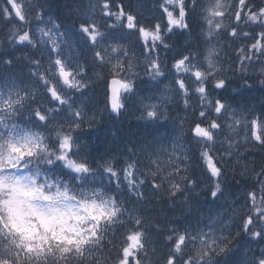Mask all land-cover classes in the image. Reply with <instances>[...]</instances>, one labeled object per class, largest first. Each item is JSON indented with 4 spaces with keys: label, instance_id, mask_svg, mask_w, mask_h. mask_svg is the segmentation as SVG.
Instances as JSON below:
<instances>
[{
    "label": "snow or ice",
    "instance_id": "snow-or-ice-1",
    "mask_svg": "<svg viewBox=\"0 0 264 264\" xmlns=\"http://www.w3.org/2000/svg\"><path fill=\"white\" fill-rule=\"evenodd\" d=\"M27 2L7 0L4 20L15 19L17 23L7 28L5 38L13 47L47 49V67L41 70L44 58L33 57L29 60V74L43 88L52 107L37 103L33 88L0 85V264H109L108 258L101 260L97 253L102 255L109 234L115 237L118 233V245L107 239L115 253L111 264H151L146 259L151 233L163 234L164 239L165 251L156 264H229L228 258L237 249L241 233L253 241L264 240V163L258 166L259 170L255 164H245L239 173L248 186L235 232L231 217L221 223L222 213L208 217L203 226L183 230L171 221L162 226L155 217L150 221L144 215V205L152 203L144 191L145 185L157 200L163 193L164 200L173 207L181 197L187 202L184 194L198 186V181L188 175L194 153L197 166L202 167L211 182L213 200L228 202L232 196V203L237 202L226 183L227 160H239L240 147L264 150V114L252 115L247 108L243 109L247 114H242L219 95L231 78L221 75V69L212 59L213 53L218 59L221 51L213 40L228 28L231 30L227 35L233 40H249V44L233 49L239 62L238 71L243 73L242 86L250 89L258 84L264 88V6L253 4L252 0H235L227 7L219 2L212 5L210 0H157L155 7L160 16L145 24L136 12L126 9L123 0H96L90 4L99 10V16L93 12L82 18L78 32L87 41L92 64L110 66L108 77L103 78L107 110L118 116L125 108L126 94H131L134 88V81L127 78L132 64L128 59L130 48L121 42L122 31L135 35L148 77L156 80L171 72L184 108L189 107L193 94L202 103L187 132L184 122H178L177 136L186 137L187 150L177 154L174 140L166 169L160 166L161 149L139 151L156 168L145 174L132 159L137 152L131 148L132 157L119 169L108 160L98 168L93 167L81 156L76 134L85 124L91 128L97 116L86 115L83 106L71 102L69 93H82L92 81L84 63L65 55L68 41L61 26L51 18L45 21L43 8L29 14L25 8ZM66 7L83 16L80 4ZM197 8L202 14L203 62L197 48L169 65L161 57L171 47L166 38L177 32L189 33V12ZM226 14L232 18L228 25L224 23ZM252 26H257L259 31ZM245 27L249 30L245 31ZM257 62L261 67L257 79L250 83L245 77L248 68ZM4 63L11 65L13 61L5 59ZM33 104L31 119H22L26 106ZM157 107L156 103H144V118L167 119ZM54 113L62 119L57 121ZM238 126L243 127V141L229 140L228 148L217 156L220 150L216 144L225 127L236 132ZM162 150L167 152L166 148ZM57 171L59 175L54 174ZM98 172L106 177V183L101 186H96ZM177 176L180 182L175 181ZM232 179L236 184L241 183L236 175ZM122 185L127 186L135 199L131 207L118 198L117 192L105 190L106 186L119 190ZM251 264H264V250Z\"/></svg>",
    "mask_w": 264,
    "mask_h": 264
},
{
    "label": "trees",
    "instance_id": "trees-1",
    "mask_svg": "<svg viewBox=\"0 0 264 264\" xmlns=\"http://www.w3.org/2000/svg\"><path fill=\"white\" fill-rule=\"evenodd\" d=\"M94 1L95 0H86L85 3L91 4ZM35 2L47 4L49 6V10L53 11L55 14L54 19L60 24V26H69L72 28L70 33H66L65 35L68 41V46L65 47V55L70 57L72 56L78 62L84 63L88 73V78L92 81L82 93H72L76 98L80 99L81 106H83L86 110V115L91 116L95 113L97 116V121L91 128L85 124L83 127H86V129L77 133V137H81L83 140L81 144L77 142L80 145V151L84 156H86L89 163L98 168L102 162L108 160L112 161L119 169L121 164H125V162L129 161L132 157V152L129 151L130 148L133 149V151H136L137 154L140 153V150L144 149L166 148L167 152H164L162 149L159 152L161 157L165 156V158H163L165 163L162 160L160 162L163 164L162 167L166 169L168 156L173 151L172 144L174 140L176 141L175 151L177 154H182L186 151V137L177 136V133L179 132L177 124L182 120L184 122V130L187 132L191 126V121L198 116V111L201 109L200 101H189V107L184 109L183 101H180L181 99H179L176 106H170L167 112L162 113L167 115V119L137 122L131 118H117L105 107L106 96L103 78L108 77L109 66L100 67L92 64L91 56L87 48V41L83 35L78 32V25L82 22V18H87L94 11H91L89 8L85 9L83 6V16L81 17L79 14L74 11H70L69 8L66 7L69 4H72L73 6L80 4L82 6L83 3L80 0H34L33 2L29 0V2L25 4L26 11L33 6ZM230 2V4H234L235 0H230ZM123 3L125 4V7L130 10L137 9L138 11H136V13L139 19L146 24L154 22L160 16V11L155 12L157 8L153 7V4H156L157 0H123ZM252 3L261 5L262 0H252ZM5 6H7L6 2L4 0H0V41H2L0 42V85L13 83L17 86L33 88L36 91V102L44 105L45 107H50L51 104L48 103L46 93L43 88L39 86L38 82L34 78L30 77L29 74V60L33 57L44 58L42 60L41 70L47 67V52L44 48L33 50L30 46L25 47L17 45L13 47L9 45L7 39L5 38L7 28L12 23H17V21H15V19L12 21L4 20L3 8ZM95 14L99 16V10L95 11ZM201 15L202 14L199 8L190 10L188 22L191 31L189 33L177 32L168 35L166 39L170 43L171 47L166 50V52H162L166 63L170 65L175 58H178L182 54H186L190 50L194 51L197 48H199L201 54H204V47L201 48L203 45L201 42L203 36L200 34L201 28L203 27ZM247 29L249 30L248 27L244 28V30ZM219 40L218 47L221 49L220 53L222 56L220 74L227 78L235 79V82H230L224 89L219 90V95L222 98L224 97L223 99H225V96H230L231 99L227 100L230 104L233 106L246 105L244 108H248L251 103L260 102L261 99L257 98L259 85L256 84L250 89L243 87V81L241 80L243 73L234 71L237 67L238 61L235 60L233 49L241 46L242 44L244 45V39L233 40L228 37L227 32H223L219 37ZM121 42L127 43L130 51H139L137 43L131 42L128 39H122ZM163 54H161V56H163ZM5 59H11L13 63L11 65H7L4 63ZM248 71L251 70L248 69ZM145 78L146 75H144V77L140 79L139 84L136 85V90L140 91V93H146V90L153 91L155 88V80L150 79V84H148ZM246 78L249 79L250 83L257 79H250L249 77ZM229 86H234L233 88L237 90V93ZM263 95L264 91L261 96ZM34 107L35 104L27 105L26 110L22 114V119H25L26 121L30 120L31 110ZM262 108L264 109V105ZM32 123L35 122L33 121ZM95 140L99 141V146L96 145ZM244 149L245 147H240V151H243ZM98 151H101L100 155ZM132 159H134V156ZM262 163H264V150L253 149L250 151L248 158L244 162H236L229 165L226 183L230 190L236 194V203L238 204L241 202V204H238L239 208H237V204H234L231 201V206L224 209L225 212H229L228 215H231L232 221H240V217L243 214L241 209L244 202V190L248 186L239 176V173L243 171V166L245 164H255L257 166V170H259L258 166ZM191 165L192 166L188 175L195 178L202 184L211 186V182L208 178H200L201 172L199 170H202V167L197 166L198 161L195 153L192 156ZM233 169H235V172H233ZM154 170L156 169L151 168L146 164L145 174ZM54 174L59 175L58 172ZM233 175H236L237 179L241 180L240 184L235 183L232 179ZM175 181L180 182L178 176L175 177ZM165 187H168V185L165 184ZM144 191L147 198L152 201L151 204L144 205V215L150 221L153 217H155L162 226L167 225L171 221L182 230L184 226L190 227L201 221L203 214L205 215L209 212L216 214L218 212L217 207L213 204L217 203L219 199L213 200L212 197L205 198L202 201H197L193 198L189 202H185L184 198L181 197L177 200L176 205L173 207L170 202L164 200L163 193L159 194L160 200H157L156 196L152 194L149 186L145 185ZM118 192L124 193L122 197H120L119 194L118 198L123 200L126 206L131 207L135 204V199L132 194L128 192L127 188L125 191L120 188ZM238 194L241 196V200L239 202ZM184 196L189 200L190 192H186ZM234 221L233 224L236 226ZM150 235L156 238L155 249L158 254L155 259L151 260L148 258V260L151 261V264H156L159 255L165 251L163 234L151 233ZM109 236H111V234H109ZM111 238L113 239V243L117 245L119 244V233L117 236ZM238 242H240V240ZM108 248H111V245H108ZM112 250L113 253L111 255L108 254V256L104 255L102 257V260L105 257L108 258L109 264H111V259L115 254L113 248ZM233 261L234 254H232V262Z\"/></svg>",
    "mask_w": 264,
    "mask_h": 264
},
{
    "label": "rangeland",
    "instance_id": "rangeland-1",
    "mask_svg": "<svg viewBox=\"0 0 264 264\" xmlns=\"http://www.w3.org/2000/svg\"><path fill=\"white\" fill-rule=\"evenodd\" d=\"M55 1H57V0H55ZM217 1H219V0H215V2H214V4H216L217 3ZM213 4V5H214ZM127 75H129V72H128V74ZM128 98V94H126V99ZM144 103H146V101H140V104L141 105H143V110H145V108H144ZM145 115V114H144ZM232 121H231V119H229L228 120V123H231ZM229 131V132H228ZM224 137H223V140L224 141H226L227 143H228V141L229 140H232L233 138H235L237 135L231 130V129H228L227 127H226V129H224ZM227 133V134H226ZM239 138V137H238ZM239 141L240 142H242L243 141V138L242 137H240L239 138ZM241 162H244L242 159H239Z\"/></svg>",
    "mask_w": 264,
    "mask_h": 264
},
{
    "label": "bare ground",
    "instance_id": "bare-ground-1",
    "mask_svg": "<svg viewBox=\"0 0 264 264\" xmlns=\"http://www.w3.org/2000/svg\"><path fill=\"white\" fill-rule=\"evenodd\" d=\"M228 49V48H227ZM235 63V62H234ZM25 64V63H24ZM27 64V63H26ZM234 67V66H233ZM13 68V67H12ZM25 70V69H24ZM27 70V69H26ZM23 71V70H22ZM25 77V76H24ZM6 81V80H5ZM13 84V83H12ZM143 87V86H142ZM249 91V90H248ZM243 92V91H242ZM250 93V92H249ZM228 95V94H227ZM242 97V96H241ZM239 97V98H241ZM248 97V96H247ZM224 98V97H223ZM245 102V101H244ZM247 103V102H246ZM250 105V104H249ZM242 106V105H241ZM248 106V105H247ZM102 108V107H101ZM178 114V113H177ZM100 119V118H99ZM128 134V133H127ZM100 138V136H99ZM116 147V146H115ZM102 159V158H101ZM241 200V196L240 194H238V202ZM234 204H237V203H234ZM238 204H241V202H239ZM237 204V208H239V205ZM228 220V219H227Z\"/></svg>",
    "mask_w": 264,
    "mask_h": 264
}]
</instances>
